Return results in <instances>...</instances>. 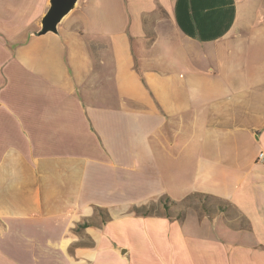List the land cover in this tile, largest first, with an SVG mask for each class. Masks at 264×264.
I'll use <instances>...</instances> for the list:
<instances>
[{"label": "crops", "instance_id": "0c3cea01", "mask_svg": "<svg viewBox=\"0 0 264 264\" xmlns=\"http://www.w3.org/2000/svg\"><path fill=\"white\" fill-rule=\"evenodd\" d=\"M48 6L0 0V264H264V0Z\"/></svg>", "mask_w": 264, "mask_h": 264}, {"label": "water", "instance_id": "95a60500", "mask_svg": "<svg viewBox=\"0 0 264 264\" xmlns=\"http://www.w3.org/2000/svg\"><path fill=\"white\" fill-rule=\"evenodd\" d=\"M77 0H49V6L41 19L40 27L33 35L58 33L62 18L75 6Z\"/></svg>", "mask_w": 264, "mask_h": 264}, {"label": "built area", "instance_id": "2783aa9c", "mask_svg": "<svg viewBox=\"0 0 264 264\" xmlns=\"http://www.w3.org/2000/svg\"><path fill=\"white\" fill-rule=\"evenodd\" d=\"M257 159L259 161H263L264 160V152H260L259 155H258V157H257Z\"/></svg>", "mask_w": 264, "mask_h": 264}, {"label": "trees", "instance_id": "16d2710c", "mask_svg": "<svg viewBox=\"0 0 264 264\" xmlns=\"http://www.w3.org/2000/svg\"><path fill=\"white\" fill-rule=\"evenodd\" d=\"M83 225H85V224H83Z\"/></svg>", "mask_w": 264, "mask_h": 264}]
</instances>
